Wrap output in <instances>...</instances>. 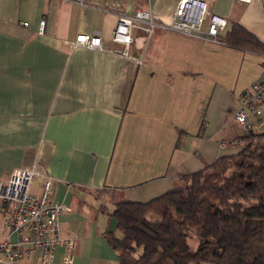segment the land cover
Instances as JSON below:
<instances>
[{"label": "crops", "instance_id": "0c3cea01", "mask_svg": "<svg viewBox=\"0 0 264 264\" xmlns=\"http://www.w3.org/2000/svg\"><path fill=\"white\" fill-rule=\"evenodd\" d=\"M85 1L0 0V180L30 167L52 177L51 198L68 207L61 233L76 236L72 264H118L114 203L148 202L239 152L233 112L260 78L264 53L209 38L208 19L198 37L170 29L177 0ZM203 1L207 16L225 20L220 35L237 23L264 45V0ZM139 8L156 27L132 31L125 57L112 32ZM79 34L100 38L101 49H71ZM255 107L248 119L258 133L264 99ZM40 187L34 180L33 192ZM63 252L52 264H63Z\"/></svg>", "mask_w": 264, "mask_h": 264}, {"label": "trees", "instance_id": "16d2710c", "mask_svg": "<svg viewBox=\"0 0 264 264\" xmlns=\"http://www.w3.org/2000/svg\"><path fill=\"white\" fill-rule=\"evenodd\" d=\"M217 39L264 53L237 23ZM241 142L239 152L183 177L157 198L115 202L110 216L120 236L111 240L118 264H264V130H250Z\"/></svg>", "mask_w": 264, "mask_h": 264}, {"label": "built area", "instance_id": "2783aa9c", "mask_svg": "<svg viewBox=\"0 0 264 264\" xmlns=\"http://www.w3.org/2000/svg\"><path fill=\"white\" fill-rule=\"evenodd\" d=\"M62 1L81 6L87 3L85 0ZM207 13L203 0H179L169 28L183 35L198 37ZM208 22L207 36L215 40L217 33H220L218 30L223 29L226 22L216 15H210ZM142 23L146 26L141 27ZM22 26L26 27L27 22H23ZM44 27L45 20L41 19L37 34L42 35ZM155 27L151 15L139 8L133 16L118 17L112 41L122 44L124 48L119 51L120 54L129 57L128 47L134 42L132 31L143 29L151 34ZM101 44L100 38L94 35L79 34L71 43V49H101ZM261 65L260 78L241 94L238 107L233 113V118L246 134L251 130L249 112L258 111L255 102L264 99V56ZM36 179L41 181L38 193L32 190V183ZM53 184L52 177L34 167L15 168L9 172L6 180H0V264H21L24 259L32 257L36 264H52L57 247L63 248V264L74 262L76 236L64 237L61 233L59 217L68 207L51 198Z\"/></svg>", "mask_w": 264, "mask_h": 264}, {"label": "rangeland", "instance_id": "374dc122", "mask_svg": "<svg viewBox=\"0 0 264 264\" xmlns=\"http://www.w3.org/2000/svg\"><path fill=\"white\" fill-rule=\"evenodd\" d=\"M234 1H236V0H234ZM178 2H179V0H177V5H178ZM241 2H244V1H241ZM248 2H249V1H248ZM248 2H244V3H248ZM177 5H176V6H177ZM175 11H176V9H175ZM174 14H175V13H174ZM207 14H208V13H207ZM207 14H206L205 17H204L206 20H207L208 17L210 16V15L207 16ZM115 27H116V26H115ZM225 27H226V25H225ZM225 27H224V28H225ZM224 28L218 30V32H222V31L224 30ZM114 29H115V28H114ZM200 31H201V29H200ZM176 32H177V31H176ZM207 33H208V30H207ZM112 34H113V32H112ZM201 35H204V34L201 33ZM219 35H220V33H217V35H216L215 37L218 38ZM206 36H207V34H206ZM243 92H244V91H243ZM243 92H242V93H243ZM237 107H238V106H237ZM236 109H237V108H236ZM236 109H235V110H236ZM233 113H234V112H233ZM234 120H236V119L234 118ZM238 125L240 126V128L242 129V131H243V133H244V135H245L246 133L244 132V130H243V128L241 127V125H240V124H238ZM190 244H191V245H194V243H192L191 241H190Z\"/></svg>", "mask_w": 264, "mask_h": 264}]
</instances>
